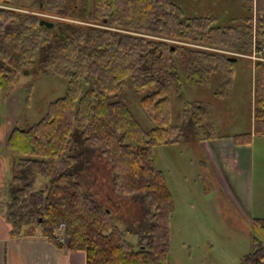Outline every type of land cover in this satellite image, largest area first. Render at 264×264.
Masks as SVG:
<instances>
[{
    "label": "trees",
    "instance_id": "trees-1",
    "mask_svg": "<svg viewBox=\"0 0 264 264\" xmlns=\"http://www.w3.org/2000/svg\"><path fill=\"white\" fill-rule=\"evenodd\" d=\"M0 5V102L23 71L67 80L42 118L12 127L6 138L14 155L4 211L11 232L35 227L55 245L83 251L85 264H167L174 206L154 147L220 137L208 102H185L182 123L171 125L170 89L182 77L207 87L215 74L230 76L232 61L215 48L264 53V0H254L256 20L246 18L241 27L220 25L207 13L190 16L171 0ZM41 18L53 26L40 25ZM253 82V129L229 135L235 144L264 135V60L253 62ZM130 88L153 123L149 129L122 98ZM100 160L115 197L105 202L90 187ZM200 175L206 182L210 176L203 160ZM134 204L140 221L118 225V209ZM60 224L64 246L55 241ZM250 230L252 249L239 264H264V217H253ZM126 234L137 235V250Z\"/></svg>",
    "mask_w": 264,
    "mask_h": 264
},
{
    "label": "rangeland",
    "instance_id": "rangeland-1",
    "mask_svg": "<svg viewBox=\"0 0 264 264\" xmlns=\"http://www.w3.org/2000/svg\"><path fill=\"white\" fill-rule=\"evenodd\" d=\"M33 0H18L27 6ZM190 15H214L217 23L241 27L246 18L255 22L257 14L249 0H171ZM1 6V5H0ZM43 15V14H42ZM48 17H54L45 14ZM229 57L241 56L232 61V74L220 78L215 74L207 87L189 84L183 77L180 86L172 85L169 93L171 125L182 123V108L185 102L203 101L210 103V121L220 137L252 131L253 129V62L262 60L264 53H243L236 50L217 49ZM227 80L224 86L223 82ZM67 80L59 75L42 73L40 70L20 72L11 91L2 96L0 102V198H8V185L12 178L14 155L6 146L8 133L14 126L28 127L45 114L48 104L64 95ZM224 95V93H226ZM123 100L128 104L138 121L149 129L151 120L142 110L138 95L128 89ZM232 138V137H231ZM255 157L253 164L256 175L264 177V137H253ZM196 144V143H194ZM156 167L165 177L172 195L173 212L169 222V254L167 264H239L252 249L251 220L249 212L242 216L224 194L210 172L208 181L200 175V161L204 160L199 147L191 139L154 147ZM205 161V160H204ZM96 169L95 189L101 201L114 197L110 187V171L106 162L100 160ZM208 165V164H207ZM257 166V169H256ZM209 168V166H208ZM257 171V172H256ZM256 182L253 183V204H256ZM129 201H127L128 203ZM129 206L128 204H126ZM120 207L115 221L118 225L128 224L129 219L140 221L135 204L131 209ZM115 210L114 206H110ZM35 230V227L29 230ZM37 229V228H36ZM132 249L137 250L136 234H126Z\"/></svg>",
    "mask_w": 264,
    "mask_h": 264
},
{
    "label": "crops",
    "instance_id": "crops-1",
    "mask_svg": "<svg viewBox=\"0 0 264 264\" xmlns=\"http://www.w3.org/2000/svg\"><path fill=\"white\" fill-rule=\"evenodd\" d=\"M252 140L239 145L230 136H223L193 144L201 149L203 161L234 209L242 216L249 212V220L264 217V177L256 175L254 181ZM254 182L259 189L255 205L252 199ZM5 202V197L0 198V264H85L83 251L57 246L39 229L13 234L4 216Z\"/></svg>",
    "mask_w": 264,
    "mask_h": 264
},
{
    "label": "built area",
    "instance_id": "built-area-1",
    "mask_svg": "<svg viewBox=\"0 0 264 264\" xmlns=\"http://www.w3.org/2000/svg\"><path fill=\"white\" fill-rule=\"evenodd\" d=\"M257 59H262L264 60V58H257ZM63 230H64V225L60 224L58 227V232L55 235V241L58 243H61L63 246L65 245V239L63 236Z\"/></svg>",
    "mask_w": 264,
    "mask_h": 264
},
{
    "label": "water",
    "instance_id": "water-1",
    "mask_svg": "<svg viewBox=\"0 0 264 264\" xmlns=\"http://www.w3.org/2000/svg\"><path fill=\"white\" fill-rule=\"evenodd\" d=\"M39 24H40V25H46V26L52 27L53 24H54V22H53V21H50V20H48V19H45V18H41L40 21H39ZM229 59H230L231 61H235L237 58H236V57H231V56H230Z\"/></svg>",
    "mask_w": 264,
    "mask_h": 264
}]
</instances>
